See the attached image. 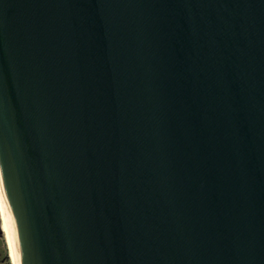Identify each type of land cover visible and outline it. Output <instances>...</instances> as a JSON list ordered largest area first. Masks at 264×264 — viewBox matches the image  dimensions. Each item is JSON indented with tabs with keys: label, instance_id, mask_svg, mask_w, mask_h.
I'll return each instance as SVG.
<instances>
[{
	"label": "water",
	"instance_id": "water-1",
	"mask_svg": "<svg viewBox=\"0 0 264 264\" xmlns=\"http://www.w3.org/2000/svg\"><path fill=\"white\" fill-rule=\"evenodd\" d=\"M0 181L22 264H264V0H0Z\"/></svg>",
	"mask_w": 264,
	"mask_h": 264
},
{
	"label": "bare ground",
	"instance_id": "bare-ground-1",
	"mask_svg": "<svg viewBox=\"0 0 264 264\" xmlns=\"http://www.w3.org/2000/svg\"><path fill=\"white\" fill-rule=\"evenodd\" d=\"M0 212H1V218H2L1 222L7 234V240H8V245L10 249L11 263L12 264H22L21 255H20L13 223L11 220L10 212H9L6 198L4 195V191L1 185V181H0Z\"/></svg>",
	"mask_w": 264,
	"mask_h": 264
},
{
	"label": "flooded vegetation",
	"instance_id": "flooded-vegetation-1",
	"mask_svg": "<svg viewBox=\"0 0 264 264\" xmlns=\"http://www.w3.org/2000/svg\"><path fill=\"white\" fill-rule=\"evenodd\" d=\"M1 221L2 218L0 212V264H11L7 234Z\"/></svg>",
	"mask_w": 264,
	"mask_h": 264
},
{
	"label": "rangeland",
	"instance_id": "rangeland-1",
	"mask_svg": "<svg viewBox=\"0 0 264 264\" xmlns=\"http://www.w3.org/2000/svg\"><path fill=\"white\" fill-rule=\"evenodd\" d=\"M12 264V263H11Z\"/></svg>",
	"mask_w": 264,
	"mask_h": 264
}]
</instances>
